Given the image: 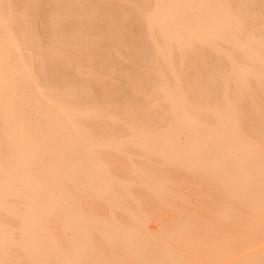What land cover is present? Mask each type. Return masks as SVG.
I'll list each match as a JSON object with an SVG mask.
<instances>
[{
	"label": "bare ground",
	"instance_id": "1",
	"mask_svg": "<svg viewBox=\"0 0 264 264\" xmlns=\"http://www.w3.org/2000/svg\"><path fill=\"white\" fill-rule=\"evenodd\" d=\"M97 1L0 0V264H264V0Z\"/></svg>",
	"mask_w": 264,
	"mask_h": 264
},
{
	"label": "rangeland",
	"instance_id": "2",
	"mask_svg": "<svg viewBox=\"0 0 264 264\" xmlns=\"http://www.w3.org/2000/svg\"><path fill=\"white\" fill-rule=\"evenodd\" d=\"M96 1H97V0H96ZM99 1H100V3H99ZM121 1H122V0H121ZM84 2H85V1H84ZM84 2H83V3H84ZM86 2H87V1H86ZM88 2H89V1H88ZM88 2H87V3H88ZM101 2H102V4H101ZM104 2H107V3L109 2V7H111V8H109V9H111V13H112V14H113V13L117 14L118 12H119L118 14H120V11L122 12L123 10H122V9H121V10H118V9H120V7L123 8L124 5H125L124 8H125L126 10H128V9L130 8V6H131V5H129V4H131V3L128 4V3L126 2L129 6L126 5L125 2L123 3V1H122V4L119 3V2H120L119 0H113V1H112V0H104ZM104 2H103V0H98V1H97V4H98L99 6H103ZM111 2H112V3H111ZM114 2H115V4H114ZM88 4H89V3H88ZM84 5H85V3H84ZM84 5H82L83 8L85 7ZM89 5H90V4H89ZM98 5H97V6H98ZM104 5H105V4H104ZM106 5H107V4H106ZM114 5H115V6H114ZM120 5H121V6H120ZM77 6L80 7V5H77V4H74V5L70 6V7H71V9H70L71 12L74 13V14H71V12H70V15H71V16L73 15L74 18H75V17H78L77 14H78L79 12H80V14L84 13V11H83L84 9H82V11H80V9L82 8V7H81V8L79 9V11H78V7H77ZM86 6H88V5H86ZM117 6H118V7H117ZM126 6H127V7H126ZM43 7H44V6H43ZM72 7H73L74 9H75V7H77V9L75 10V11H78L77 14H75L74 9H73ZM112 7H113V8H112ZM115 7H116L117 9H116ZM44 8H45V7H44ZM72 9H73V10H72ZM113 9H114V12H113ZM125 9H124V10H125ZM41 10H43V9H41ZM46 10H47V8L44 10V12H40V11H39V12H40V13H44V14H46V13H47V12L45 13ZM107 10H108V9H107ZM108 11H110V10H108ZM116 11H118V12H116ZM109 13H110V12H109ZM44 14H42V15L40 14L41 16H38V18H39V17H40V18L37 19V20H38L37 22H39L38 25H42V27H39V26H38V27L40 28V30L43 28V25H44V24H48V22H47V23H46V22H43L44 24H43V23L40 24V22H41L42 20L45 21L44 18H45L47 21H49V17L46 18L47 15L45 16ZM112 14H111V15H112ZM115 14H114V15H115ZM114 15H112V16L114 17ZM42 16H43V17H42ZM48 16H49V14H48ZM120 16H121V15H120ZM133 16H134V15H133ZM133 16H131V18H129V20H128V19H126V20H122L123 22H122V21H121L122 23L120 22V26L118 25V24H119V21H118V22H117V27L119 26V27H118L119 29H120L121 27L123 28V30H122V34H125V36L127 35L126 38H128V37L130 38V36H131V38H133V41H137L136 39H138V35H139V30H138V28H139V27H138V24H137V26H136V22H132V21H133V19H132ZM73 17H72V18H73ZM42 18H43V19H42ZM74 18H73V19H74ZM118 18H119V19H118ZM121 18H122V17H121ZM121 18H120L119 16H118V17L115 16L114 19H115V20H121ZM133 18H135V17H133ZM40 19H42V20L40 21ZM103 19H104V18H103ZM130 20H131V22H130V24H129V21H130ZM125 21H126V22H125ZM64 22H65V21L63 20L62 23L64 24ZM127 22H128V23H127ZM67 23H68V21H67ZM126 23L129 24V27H126V25H125ZM36 24H37V23H36ZM105 24H107L106 21L101 22V26L98 25V28H99L98 31H97V29H96L97 33L99 32L100 29L102 30V33H104V34L101 33V34L103 35L102 37L105 38V40H102V39H101V42H102V43L104 42L103 44H106V43L109 42L108 40H106V39H109V36H108V34H107L108 31H110V33H111L112 30L115 29V30H116L115 32H118V29L115 28V25H114V28H113V25H112V27H111V28H113L112 30H111V28H110V30L106 29L107 32H105L106 30L104 29V27L109 28V26H107V25H105ZM113 24H114V23H113ZM132 24L134 25L133 27H132ZM122 25H124L126 29L132 28V30L129 29V30H125V31H124L125 28H124ZM135 26H136V27H135ZM36 28H37V25H36ZM44 28H45V27H44ZM90 29H91V28H90ZM93 29H94V28H93ZM93 29H91L92 32H93ZM103 29H104V30H103ZM37 30H38V28H37ZM40 30H38V31H40ZM101 30H100V32H101ZM120 30H121V29H120ZM120 30H119V31H120ZM136 30H138V31H136ZM42 31H45V29H42L41 32H42ZM88 31H90V30H88ZM88 31H87V32H88ZM96 31L94 30V32H96ZM131 31H133V33H134L135 35H134ZM127 32H128V33H127ZM129 32H130V33H129ZM89 33H91V32H89ZM126 33H127V34H126ZM137 33H138V35H137ZM39 34H40V32H39ZM41 34H42V33H41ZM132 34H133V35H132ZM42 35H43V34H42ZM42 35H40V38H41V39L43 38L42 43L45 44L47 40H46V38L44 39V36H45V35H44V36H42ZM41 36H42V37H41ZM106 36H107V38H106ZM133 36H134V37H133ZM135 37H137V38H135ZM40 38H39V39H40ZM104 38H103V39H104ZM129 38H128V39H129ZM131 38H130V39H131ZM134 38H135V39H134ZM130 39H129V40H130ZM131 40H132V39H131ZM43 41H44L45 43H44ZM107 41H108V42H107ZM48 43H49V40H48ZM46 44H47V43H46ZM103 44H102V45H103ZM103 46H104V45H103ZM128 56L131 57L130 55H128ZM59 59H60V58H59ZM62 59H63L62 64H64V62H65L64 60H65V59H64V58H62ZM97 59H98V60H97ZM117 59H121V58H117ZM117 59H114V61H116ZM138 59H139V58H132V59L129 58L128 61H127V60H123V59H121L123 62H122V61L120 62L119 60L116 61V62H118V63L120 62L119 65H120V66L122 65V66L125 67V68H128V67H129L128 69H129L130 71L132 70L134 73H138V72H139V73H140V72L142 73V71L145 72L146 69H147L146 66H145V64H144L142 61H140V59H139V60H138ZM100 60L104 63L103 59H101L100 57L98 58V56H97V58H96V62L98 63ZM135 60H136V61H135ZM101 61H100V64H101V66H103L105 63L102 64ZM125 61H126V63H125ZM116 62H115V63H116ZM132 62H133V63H132ZM115 63H114V64H115ZM136 63H137V64H136ZM124 64H126V65H124ZM97 65H98V64H97ZM127 65H128V66H127ZM129 65H130V66H129ZM142 65H143V66H142ZM48 66H49V65H47L45 68L47 69V68H50V67H51V66H49V67H48ZM59 66H60V65H59ZM64 66H65V64L63 65V67H62V66H61V67L64 68ZM101 66H100V67H101ZM115 66H117V63L115 64ZM120 66H118L117 69H120V68H119ZM141 66H142V67H141ZM52 67H53V66H52ZM94 67H95V66L90 67V68H89V67H87V68L84 67L83 73H84V72H87L88 69H90V70H89V71H90V74L93 73V72L95 73L96 71H98V69L101 70V68H99V65L95 67L96 69H95ZM104 67H105V66H104ZM104 67H102V68H104ZM123 67H122V68H123ZM143 67H144V68H143ZM53 68H54V67H53ZM53 68H52V69H53ZM91 68H92V70H91ZM133 68H134V69H133ZM58 69H59V68H58ZM81 69H83V68H81ZM85 69H86L87 71H85ZM93 69H94L95 71H94ZM141 69H142V70H141ZM49 70H51V68L48 69V74H49V72H50ZM60 70H61V68H60ZM104 70H106V72H105ZM104 70H101V72H98V74H96V76L100 75L101 78H103V77H102V75H103L102 73H107V74H108V72H109V71L107 70V66H106V68H104ZM144 70H145V71H144ZM46 71H47V70H46ZM66 71H67V70H66ZM80 71L82 72V70H80ZM91 71H92V72H91ZM102 71H104V72H102ZM117 71H118V70H117ZM117 71H114V72H116V75L114 74V72H112V74L109 73L108 76H106V75H107V74H106V75H105V76H106V77H105L106 79H105V78H103V80L101 79L102 82H104V83L106 82L108 88H110V87L113 88V87H114V90H115L116 92H117V91L119 92V93H117V95L119 96V97L117 96L118 98H122V96H124L123 99H125V97H126V98H130L131 100H132V99H133V100L135 99V100L137 101V99L135 98V95L132 94L126 86L122 85V84H124V83H122V82H123V79H122V73H121V74H118ZM132 71H131V72H132ZM61 72H62V73H60V76H59V77H60L61 79L65 80L64 77H63V75H62V74H64L65 70H64V72H63V71H61ZM81 72L78 73V72L74 71V73L76 74V80H77V81H81V78H82V75H83V73H81ZM120 72H122V71L120 70ZM120 72H119V73H120ZM65 73H66V74H69L70 77L73 76L72 74H74V73L71 74L69 71H68V73H67V72H65ZM75 74H74V76H75ZM78 74H79V75H78ZM86 75L88 76V75H89V72H88V74L85 73V74H84V77H86ZM112 75H114V76H112ZM118 75H120V77H118ZM61 76H62V77H61ZM74 76H73L72 78H74ZM78 76H81V77H78ZM100 76H99V77H100ZM103 76H104V75H103ZM111 76L113 77V79L111 78ZM56 77H58V76H56ZM59 77H58V78H59ZM78 78H80V79H78ZM82 79H83V78H82ZM107 79H108V80H107ZM121 79H122V81H121ZM63 80H62V81H63ZM105 80H106V81H105ZM59 81H60V79H59ZM62 81H61V83H62ZM93 81H94V80H89V82H90V86H92V88H94L93 90H94V93H95V94L93 93V96H92V97L94 98V96L96 95V97H95L96 100H98V102L101 103L103 100H105V98L103 99L104 94H103L102 92H100V91H101L100 89H98L99 85H98V87H97V84H96L95 82L93 83ZM110 81H113V82L110 83ZM85 82H87V81L85 80ZM89 82H88L87 84H89ZM118 82H119V83H118ZM92 83H93V84H92ZM94 84H95V85H94ZM111 84H112V86H111ZM115 84H116V85H115ZM117 84H118V85H117ZM121 85H122L123 87H121ZM109 86H110V87H109ZM95 87H97V88H95ZM117 88H119V90H117ZM96 90H97V91H96ZM98 90H99V92H100L101 94H99ZM130 93H131V94H130ZM131 95H132V96H131ZM98 96H100V97L97 98ZM104 97H105V96H104ZM131 97H132V98H131ZM136 97H137V96H136ZM95 98H94V99H95ZM139 98H141V97H138V101H139ZM102 99H103V100H102ZM133 100H132V101H133ZM135 100H134V101H135ZM141 100H142V99H140L139 102H141V103H139V104H142V103H143V101H141ZM138 101H137V102H138ZM136 104H137V103H136ZM120 133H121L122 136H123L126 132H120ZM120 133H119V134H120ZM123 133H124V134H123ZM121 134H120V136H121ZM182 137H183V136H182ZM182 137H181V139H182ZM183 140H184V139H183ZM202 183H203V182H202ZM200 186H201V183H200ZM175 187H176V188H175ZM177 187H178V188H177ZM174 188L177 189V190L181 188L180 191L178 190L179 194H180V192H181L182 195H185V197L187 198L188 202L190 201L189 203H186V204H185V207H187V209H188V208H189V210L192 209V208L194 209V208H195V207H194V206H195V203H199V196H200V195H199V194H200V192H199V191H200V187H199V186L193 185V187H190V186L182 185V186L180 187V186H178V185H175ZM176 192H177V191H176ZM178 192H177V193H178ZM196 193H197V194H196ZM198 193H199V194H198ZM181 194H180V195H181ZM187 194H188V195H187ZM191 197H192V198H191ZM193 200H194V201H193ZM178 201H179V200H178ZM193 209H192V210H193ZM197 210H198V211H197ZM193 211H194V213L198 212L199 215H202V214H203V211H202L201 209H196V210L194 209ZM170 213H171V214H170ZM173 215H174V211H172V210H168V212H167V214H166L167 218H170L171 216L173 217ZM168 216H169V217H168ZM160 225H161V221H156V223H155V222H151L150 225H149V227L155 232V230H156V231H157V230H160Z\"/></svg>",
	"mask_w": 264,
	"mask_h": 264
}]
</instances>
